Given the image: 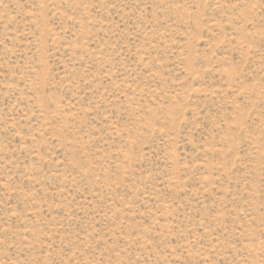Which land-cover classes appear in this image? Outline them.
<instances>
[{
	"label": "rangeland",
	"instance_id": "obj_1",
	"mask_svg": "<svg viewBox=\"0 0 264 264\" xmlns=\"http://www.w3.org/2000/svg\"><path fill=\"white\" fill-rule=\"evenodd\" d=\"M0 264H264V0H0Z\"/></svg>",
	"mask_w": 264,
	"mask_h": 264
}]
</instances>
